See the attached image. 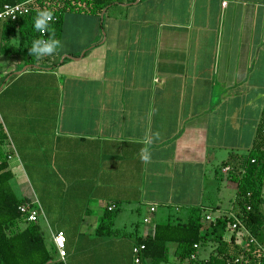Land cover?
I'll return each instance as SVG.
<instances>
[{
  "label": "crops",
  "instance_id": "1",
  "mask_svg": "<svg viewBox=\"0 0 264 264\" xmlns=\"http://www.w3.org/2000/svg\"><path fill=\"white\" fill-rule=\"evenodd\" d=\"M6 21L1 150L13 154L15 194L41 207L37 223L54 260L58 231L64 264H136L135 238L185 222L190 207H203V233L239 219L223 162L249 152L264 108V0H110L102 16L66 13L52 59L65 61L54 67L27 63L22 50L7 54L19 37L6 39ZM223 182L234 188L226 209L209 204ZM106 208L138 221L117 214L116 234L99 235ZM208 244V256L193 259L216 253L213 234Z\"/></svg>",
  "mask_w": 264,
  "mask_h": 264
},
{
  "label": "trees",
  "instance_id": "2",
  "mask_svg": "<svg viewBox=\"0 0 264 264\" xmlns=\"http://www.w3.org/2000/svg\"><path fill=\"white\" fill-rule=\"evenodd\" d=\"M22 2L26 3L28 10L16 21L7 20L5 30L6 39L17 30L19 46L12 48L7 45L6 53L14 54L22 50L28 56L27 63L54 67L57 63L65 61H52L59 56V50L41 60L29 55V48L34 39H47L51 35L40 34L34 30L33 20L37 13L41 10L53 12L55 21L51 22V27L54 29L55 38L61 40L62 20L66 13L102 16L110 0H0V11L4 5ZM103 27L102 22L101 28ZM73 57L78 58L75 55ZM3 131L0 124V264H64L63 260L53 259L54 253L45 245L38 223L28 222L18 209L21 204H30V201L25 197H18L10 185L12 173L6 163L8 152L1 150V145L7 140ZM223 166L228 167L229 180L237 184L234 205L239 220L252 235L260 239L264 234V108L249 152L231 155L223 162ZM189 211L185 222L155 224L151 235L135 238V244H143L145 247L140 264H145L146 261H149V264H172L169 262L170 243L176 244L173 253L177 259L176 264H232L233 257L245 254L250 263L259 260L261 252L255 251L254 246H250L249 254L246 252L247 247L242 246L244 236L241 231H232L228 240L225 237L227 228L233 223L232 218H225L211 227L209 234H213V240L217 242L216 253H212L204 262L192 259L191 256L196 255L198 248L207 245L209 238L207 231L203 233L202 230L203 207L193 206ZM117 214L116 209L106 208L99 218L96 232L102 236L115 235L113 223ZM20 223L26 224L22 230L18 227ZM239 238L240 242L237 241ZM195 244L198 248H194ZM261 258V264H264V257Z\"/></svg>",
  "mask_w": 264,
  "mask_h": 264
},
{
  "label": "built area",
  "instance_id": "3",
  "mask_svg": "<svg viewBox=\"0 0 264 264\" xmlns=\"http://www.w3.org/2000/svg\"><path fill=\"white\" fill-rule=\"evenodd\" d=\"M28 10V6L26 3H16V4H7L4 5L2 10L0 11V20H11L16 21L17 18L25 13ZM55 21V18L53 19ZM13 156L12 153H8L7 159H11ZM21 214L25 215L26 220L28 222H37L39 215L41 213V207L38 204H21L18 207ZM110 210L112 208H109ZM249 209V208H248ZM155 210L154 207L150 208V213H153ZM208 219V217H207ZM144 222H148V218L144 219ZM230 228L234 230L243 231L245 233L244 236V246L247 247L246 252L249 254L250 246L255 247V251H260V256L264 257V234L258 239L256 236L252 235L249 230L242 224L239 219H235L234 222L231 224ZM53 243L56 248L57 256L59 259L64 260L67 256V251L65 247V235L62 231H58L53 235ZM143 244H135L132 248V253L134 256V263L140 264L141 262V254L144 250ZM194 248H198V245L195 244ZM259 258L254 263H250V259L247 257V254L241 255L239 257H233L231 259L232 264H261L262 258ZM191 258H195V255H192Z\"/></svg>",
  "mask_w": 264,
  "mask_h": 264
},
{
  "label": "clouds",
  "instance_id": "4",
  "mask_svg": "<svg viewBox=\"0 0 264 264\" xmlns=\"http://www.w3.org/2000/svg\"><path fill=\"white\" fill-rule=\"evenodd\" d=\"M54 19V14L49 10H41L37 13L33 20L34 30L40 34L51 33L47 38H37L31 42L29 55L36 60H41L45 57H50L57 53L62 48V42L55 38L54 29L51 27V22ZM148 159L147 155L143 157Z\"/></svg>",
  "mask_w": 264,
  "mask_h": 264
},
{
  "label": "rangeland",
  "instance_id": "5",
  "mask_svg": "<svg viewBox=\"0 0 264 264\" xmlns=\"http://www.w3.org/2000/svg\"><path fill=\"white\" fill-rule=\"evenodd\" d=\"M19 170H20V173L21 174H23L24 175V177H25V171H24V168L20 165L19 166ZM26 178V177H25ZM28 181V180H27ZM26 185L28 186V187H30V184H29V182H26ZM12 187L15 189V184H14V181H12ZM234 188H232V189H229L227 186H226V184H224V182H223V184H222V186H221V189L220 190H218V191H216V192H214L213 193V203H209V204H212V205H216L217 203L219 204V205H221V208L222 209H226V208H230V206H231V199L233 198V195H234ZM16 191V190H15ZM17 193H18V195H20L19 194V192L17 191ZM216 196H219V197H221V198H219V201H217V200H215L216 198ZM216 207H214V209H215ZM264 208V207H263ZM214 209H210V211H211V213L212 214H214ZM123 211H121V212H119V214H118V218H120L119 220H121V219H125V221H123L124 223L123 224H127V225H129V224H131V223H135V222H137L138 221V218H135V219H128L127 218V216H125V215H121V213H122ZM117 223V222H116ZM117 224H120V223H117ZM209 227H211V225H207V227H205V229L207 230V237L209 238ZM209 250H210V246H209V244L208 245H206V246H202V247H200L199 249H198V255H199V258L200 259H203V258H205V257H207L208 256V254H209Z\"/></svg>",
  "mask_w": 264,
  "mask_h": 264
}]
</instances>
